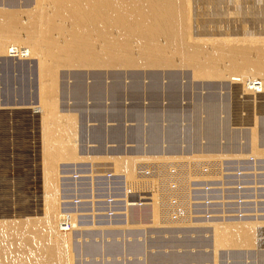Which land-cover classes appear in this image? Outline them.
<instances>
[{
	"label": "bare ground",
	"instance_id": "bare-ground-1",
	"mask_svg": "<svg viewBox=\"0 0 264 264\" xmlns=\"http://www.w3.org/2000/svg\"><path fill=\"white\" fill-rule=\"evenodd\" d=\"M5 1L11 8L0 7V56L36 60L38 104L32 101L35 106L21 108L37 114L33 117L39 124L42 215L0 216V264H66L72 233L83 249H102L104 242V252L117 248L116 254L130 256L149 244H206L201 238L208 236L203 232L210 227L211 264H264V224H258L264 221L179 224L172 215L162 220L170 199L160 196L152 183L139 182L138 171L142 162L172 167V162L184 161L191 170L193 162H211L217 169L212 176L220 178L225 157L248 151L246 157L264 156V34L239 30L220 37L222 0H25L18 8L12 7V0ZM243 3L236 2L239 15L264 14V5L247 10ZM175 66L191 72L168 69ZM60 68L90 70L60 73ZM120 112L132 115L134 122L106 126ZM5 120L1 112L0 127ZM1 146L0 141V157ZM85 162L92 172H112L122 177L126 189H138V194H127V206L117 219L83 223L77 208L66 210L69 197L75 196L77 207L79 196L64 192L78 184L76 173L64 167L78 168ZM101 165L109 169L95 170ZM17 171L24 178L19 164ZM0 183L2 194V178ZM142 194L147 198L138 197ZM137 197L143 206L134 204ZM143 215L151 217L149 225L130 223L131 217ZM112 230L117 231L115 237L109 235ZM163 256L169 261L178 258L173 253ZM205 256L184 254L183 259L199 261ZM153 257L158 260L162 254Z\"/></svg>",
	"mask_w": 264,
	"mask_h": 264
},
{
	"label": "rangeland",
	"instance_id": "rangeland-1",
	"mask_svg": "<svg viewBox=\"0 0 264 264\" xmlns=\"http://www.w3.org/2000/svg\"><path fill=\"white\" fill-rule=\"evenodd\" d=\"M4 1L5 0H3V1L0 0V7L11 8L10 4L9 5L6 4L9 1L8 2L5 1L6 3ZM31 1L32 0H29V2H31ZM234 1H235V3H234ZM243 1H244V3L242 4V6L247 10H252V9H255L256 7H257L256 9L260 8L259 10H261L263 8L262 6L264 5V4L262 5V3H260V2H256L259 0H254L255 4H254L253 0H243ZM248 1H249V3H248ZM3 2H4V4H3ZM236 2H237V0H222V1H220V19H221L220 23L223 22L221 24H218V26L220 25L219 26L220 31H219L218 26H217V31H219V33L222 32V33H220V37L222 34L225 35V36L223 35V37H227L228 34H230V32H239V30H240V32L243 30L242 32H244V33H246V32L248 33V31L251 32L250 30H253L252 32H257V35H261V34L263 35L264 34V18L262 16H264V14L260 15L259 12H258L259 14L256 13V15L252 14L254 17V19H252L253 17L249 16L250 14H246L247 12H245V13H241L242 16L245 15V17H242L241 14L239 15V11H238V10H240L239 5H237L239 3L236 4ZM12 3L14 5L12 7H16V8H18V5L21 6V5L26 4L25 0H12ZM252 3L254 4V7H253ZM1 4H3V5H1ZM256 4H258V5L256 6ZM243 7H241V8L243 9ZM250 8H252V9H250ZM209 10L211 11L212 9H209ZM241 11L244 12V10H241ZM223 19H224V21H222ZM238 19L241 22H239V21L237 22ZM253 20H254V23L252 24ZM246 21H248V22L246 23ZM239 23H241V25ZM252 25H254L253 26L254 28H251ZM213 27H214V25L213 26L211 25L210 28L213 29ZM208 28H209V26H208ZM213 31H215V30H213ZM215 34H216V31H215ZM8 58H10V59L12 58V59L8 60ZM17 58H19L18 59L19 63L17 62ZM27 59H28V61H25ZM27 59L26 58L20 59V57H9V55L6 56V54L0 56V105L2 106V107L0 106V113L2 112L3 115H5V117H6L5 123L3 122L4 125L0 127V138H1L0 141H1V145H2L1 147L3 148V151H4L3 156L1 155L3 158L0 157V165L5 164V169H3V168L0 169V171H2V174L0 172V174H1L0 178H2L4 180L3 184L5 186L4 191H1L2 194H0V216L2 214L6 213L9 217L15 216L17 218H20L22 215L30 216V217L31 216L32 217H39L42 215V213H41V211H42V186H41L40 172H39L40 171V168H39L40 167V165H39L40 145H39V137H38L39 136V124H38L37 119H35L37 114H34L32 112H31V114H29L30 112L27 111L28 109L25 110V109L21 108L23 106L24 107L25 106H31L34 103L38 104V94H36V93H38V91H37V88L35 89V87L37 86L36 85L37 84V79H36L37 78V74H36L37 73V66H36V62H34V61H36V60L34 59L32 61L31 60L32 58L30 56L27 57ZM23 61H25L26 65H24ZM20 65H22V66H20ZM175 67H176V69H175ZM175 67H173L174 69H170V68H168V69L170 71H182L183 70L187 73L191 72L190 68H184V67H180V66H178V67L175 66ZM138 69L139 70L141 69V71H147V70L153 71L152 68H148V69L145 68L147 70H145L144 68L143 69L138 68ZM165 69L167 71V68H165ZM69 70L70 71H75V70L88 71L90 69H87V68L86 69L85 68L84 69L83 68L82 69L81 68L80 69L79 68L78 69H76V68H74V69L60 68L58 72L62 73V72H67ZM91 70H93V69H91ZM94 70H100V69H94ZM103 70H106V69H103ZM158 70H160V68ZM162 70H164V69H161L160 71H162ZM35 75H36V77H35ZM222 79H225V78H222ZM198 80H196V81L198 82ZM199 81H205V80H199ZM207 81H209V80H207ZM33 91H34V93H33ZM32 101H34V103H32ZM2 102H3V104H2ZM4 102L5 103L7 102V104H9V105L5 104ZM19 102H21V103H19ZM13 105L16 107L19 106L21 109L19 107H18L19 109L16 107H13ZM33 106H35V104ZM29 117H30V120L27 119ZM31 118H32V120H31ZM33 119H34V122H33ZM250 153H251L250 151L243 152V153H241V155H244V156L250 155ZM228 158L225 157L224 159L226 160ZM257 158L258 159H260V158L264 159V156L263 157H257ZM102 163H104V162H102ZM18 164L21 165L23 171H25L24 175H23L24 178L19 177V172L17 171ZM71 165H73V164H71ZM82 165L83 166H81V167H88V165L91 167V164H89V162L88 163H86V162L82 163ZM102 166L103 165H101L99 168H101L103 170L109 169V168H102ZM64 170H70L72 173L79 172L78 168H75V167H72V169H68V168L64 167ZM81 171H83V170H81ZM58 172H59V169H58ZM71 172H70V174L72 175ZM65 175H66V173H65ZM59 184H60V182L58 180V186H59L58 187V195L60 192V185ZM0 185H1V183H0ZM64 188L68 189V186L64 187ZM64 192L67 195H70L65 190H64ZM64 196H65V194H64ZM146 196L147 195L142 194L139 197H141V199L144 200L145 198H147ZM73 197L75 198V196H72L71 198L69 197V202H68L69 205L65 206V208L67 206L72 207V209L66 208L67 211H71V210L77 208L73 204V200H72ZM148 199H150V198H148ZM62 208H64V204L62 205ZM144 211H145V209H144ZM259 213H261L260 215H262V217H260L259 220L264 221L263 210H261ZM134 216H136V215L134 214ZM150 218L151 217H149V216L143 215L140 218H132L131 217L129 220H130V223H133L136 225H142V224H148L151 220ZM78 221H79V219H78ZM259 223H260V225L264 224V222H258V224ZM211 229L212 228L210 227L209 229L205 230L203 233L204 234L207 233L208 236L201 238L203 240L204 239L208 240L206 242L207 245L202 244V245H189V246L188 245H184V246L183 245H176L175 246V244H174V245L169 246V247L168 246L154 247V246H151V244H149L150 247L149 246L144 247V248H142L141 251L136 252V253L132 252L130 256L124 255L123 253H125V252L121 253V251H120L121 254H116L115 252H117V248H116V251L113 250V252H112V250H111V252L110 251L104 252V249H103V247H104L103 243L104 242H102L100 245V247L102 249L97 250V249H95L96 247H94V251H93V249H91V248L89 249L90 246H88V248L85 246L87 248V250H86V248L83 249V248H81L82 242H81V244L78 243L79 242L78 241L79 236L77 235V233H72V234H70V239L74 238L73 237L74 235H75V238L73 239V241H72V239L70 240L71 242H70V247H69V255H68V261L66 264H134L135 262H136V264H138L139 262H140V264H199V263L200 264H211V262H212L211 261V257H212V249L211 248L212 247L210 246V242H209V239H211V237H212V230ZM120 232H122V231H120ZM184 236H186V235H184ZM196 236H198V235H196ZM182 238H187L190 240H197L198 239V238H190V237H182ZM182 238L180 237L177 239H182ZM83 246H84V244H83ZM158 249H160V250L157 251ZM148 251H153V253L148 252ZM88 252H90L92 254L90 255ZM157 253L162 254V257L159 258L160 260L159 259L156 260L153 257V255L157 254ZM168 253L169 254H172V253L176 254V256L178 254V258H176L175 260H170L171 262L169 261V259L164 260V258H166V257H164L163 255H168ZM196 253H202V254H205L208 256H205L204 258H202V260H199V261H195V260L192 261L189 259L188 260L183 259L184 254H196ZM208 257H209V259H208Z\"/></svg>",
	"mask_w": 264,
	"mask_h": 264
},
{
	"label": "built area",
	"instance_id": "built-area-1",
	"mask_svg": "<svg viewBox=\"0 0 264 264\" xmlns=\"http://www.w3.org/2000/svg\"><path fill=\"white\" fill-rule=\"evenodd\" d=\"M172 163V167L155 161L142 162L138 166L139 182L152 183L160 196L170 199L167 205L171 207L165 208L162 220L169 221L168 215H172L171 219L179 224L182 221L202 223L208 219L260 221L262 215L259 212H264V159L240 155L228 158L220 163V178L212 176L217 169L211 162H193L194 165H190L192 170L189 162ZM90 169L89 165L79 166V172L73 175L78 184L74 188L73 183L68 189L71 196H79L77 209L82 215L81 221L102 222L108 220L109 216H112V220L117 219V214L124 210L127 194H138V189H126L120 175L92 172ZM197 170L204 176L193 177ZM206 175L207 179L204 178ZM94 181L92 188L91 182ZM169 186L173 189L166 190ZM138 197L133 200L134 204L143 206ZM116 232L112 230L109 235L115 237Z\"/></svg>",
	"mask_w": 264,
	"mask_h": 264
},
{
	"label": "crops",
	"instance_id": "crops-1",
	"mask_svg": "<svg viewBox=\"0 0 264 264\" xmlns=\"http://www.w3.org/2000/svg\"><path fill=\"white\" fill-rule=\"evenodd\" d=\"M118 113L117 114H115V115H113L112 116V118H109V120H107L108 122L107 123H109V124H107L106 122H105V124H106V126L107 125H109V126H111L112 124H120V125H131L133 122H134V117L132 116V115H130V114H128V115H124V113H122V112H120V115H118ZM116 116V117H115ZM111 117V116H110ZM125 117V118H124ZM117 118V119H116ZM95 121V120H94ZM94 121H92V122H94ZM91 122V123H92ZM131 122V124H128V123H130ZM114 124V125H115Z\"/></svg>",
	"mask_w": 264,
	"mask_h": 264
}]
</instances>
